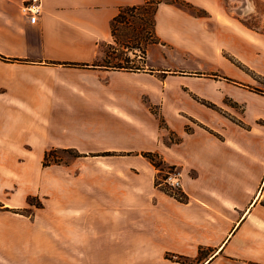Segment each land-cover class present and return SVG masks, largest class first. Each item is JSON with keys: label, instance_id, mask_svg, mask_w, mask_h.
<instances>
[{"label": "crops", "instance_id": "crops-1", "mask_svg": "<svg viewBox=\"0 0 264 264\" xmlns=\"http://www.w3.org/2000/svg\"><path fill=\"white\" fill-rule=\"evenodd\" d=\"M24 1L0 0V176L22 182L0 196V264H264V88L254 87L264 58L245 69L221 53L252 51L264 32L238 18L254 0L158 4L144 74L166 80L196 57L206 70L198 82L182 76L181 91L163 89L180 97L160 106L177 142L148 108L154 89L132 82L143 73L93 64L119 8L144 0H41L35 23ZM183 113L199 123L189 132ZM52 147L80 153L73 179L51 174L43 205L21 213L31 172L10 162ZM144 151L181 170L184 200L157 182Z\"/></svg>", "mask_w": 264, "mask_h": 264}, {"label": "rangeland", "instance_id": "rangeland-1", "mask_svg": "<svg viewBox=\"0 0 264 264\" xmlns=\"http://www.w3.org/2000/svg\"><path fill=\"white\" fill-rule=\"evenodd\" d=\"M251 1V0H250ZM255 6L249 5V8H245L242 10V13L238 16L240 23L244 25H249L251 27L261 26L264 27V17H262L260 14L263 13L264 9V0H254ZM179 5V4H178ZM183 7H189L186 5H179ZM243 7H241L242 9ZM194 10H198L199 13H202L200 9H197L196 7L192 8ZM198 13V12H197ZM147 24V29L150 28V17L149 15L146 16L142 10H134V11H128L125 14V19L121 22L115 23V32L117 36V42L114 41V37L112 42H101L100 43V55H99V63H103L106 60L111 61H117V60H124L126 56L129 57L131 60L128 62V65L130 66H139L140 68L133 69V72L137 73H149L148 71L143 70L142 67H144L145 61H146V46L144 49V52L140 49L136 48L134 50H126L122 51V43L125 44H135V36L138 37L139 35L144 34L145 36H149V34L143 33L140 30L141 25ZM141 32V33H140ZM255 38L253 39L254 44L250 45V48L252 51L248 49H243L242 47H231V49L222 50L221 53L225 57L229 58V60H235L237 62V66H242L241 68L246 69V63L245 60H248L247 58H253L254 60L259 61V59L264 58V32H258L256 31L254 34ZM113 48H117V50H113ZM254 52V55L252 53ZM249 56V57H248ZM200 59L199 57H196L192 63V65L189 64H176L175 71L169 73L166 80L164 76H160L157 78H154L152 81L149 77H147L146 74L143 75V77L135 78L133 79V84L135 82L142 84L148 88L154 89V95L153 97L149 98L152 101L150 103H147L148 108L156 114V117L158 118V122L160 124V127L166 128V137L165 140L167 142H170L169 136L172 138V140H175L176 137H181L179 134H177L174 130L168 128V125L166 121L164 120V117L160 111V106L165 105L172 107L174 105H181L177 100L180 98L176 95L168 96L163 89L166 88H175L177 90L185 89L182 86V76L187 75L192 80H196L195 82H198V78L206 72L205 68H202L200 63L198 62ZM124 62V61H123ZM194 69V70H190ZM203 73V74H202ZM167 75V74H166ZM261 84L255 83L254 87H257L260 85V87L264 88V79L259 78L258 79ZM157 83V85L155 84ZM192 98L196 101L200 102L201 97H198L194 94H192ZM144 100L146 101L147 98L144 97ZM205 100V99H204ZM207 101V100H206ZM225 101L230 104L234 105V103L229 100L225 99ZM210 102V101H209ZM202 103V102H200ZM204 104V103H202ZM207 106V105H206ZM225 114H228L226 111ZM165 115V113H163ZM168 116L171 118V114L169 112H166ZM184 114V113H183ZM230 114V113H229ZM184 118L186 120V125L184 127L185 131L189 132L198 125V121L194 119L193 117L188 116L187 114H184ZM166 116V115H165ZM173 119V118H172ZM175 121V119H173ZM174 131V134L172 133ZM214 133L213 130H210ZM54 148L46 157L43 156L39 160H29V161H15L10 162V165L13 167H29L31 176L28 179V185L27 189H30V192L26 196V203L24 206L20 207L18 211L24 214H30L32 211L36 210L38 207H41L44 202V197L48 196L47 193L40 192V189H42V186H44V183L48 181L49 176L53 173H57L58 176L57 180H62L66 182V184H70L73 176H74V160H77L76 157V150L70 147V149H62L61 147H52ZM50 149V148H49ZM48 149V150H49ZM91 160H99L101 157H88ZM77 161H75L76 163ZM2 163H0L1 165ZM45 164V165H43ZM180 171L181 170L171 164H167L165 162H162L159 169V174L157 176V182L161 180V176L164 173V171L173 169ZM21 178L18 176L13 177V185H11L8 177H2L0 176V196L7 199L11 195V192L14 190V187L19 186L22 184L20 181ZM163 188H168L166 185L162 184ZM169 189V188H168ZM44 190V189H43ZM181 188L175 189L173 192L176 196H182L185 199V195L180 191ZM28 198H30L31 203H28ZM169 257V256H168ZM172 257V256H171Z\"/></svg>", "mask_w": 264, "mask_h": 264}, {"label": "trees", "instance_id": "trees-1", "mask_svg": "<svg viewBox=\"0 0 264 264\" xmlns=\"http://www.w3.org/2000/svg\"><path fill=\"white\" fill-rule=\"evenodd\" d=\"M161 2H165V3H170V4H179V5H186L189 7H192V5L189 2H186L184 0H144L142 3L140 4H133V5H125V6H121L119 8L118 13L114 16V18L111 21V34L112 37H114V41H118L117 40V36H116V32H115V23L116 22H121L125 19V14L128 11H134V10H142L144 12V14H146V16L149 15L150 17V28L147 29L146 25L147 24H143L140 27L141 32L143 33H148L149 36H145L144 34L139 35L138 37L135 36V44H125L122 43V51H126V50H134L136 48L140 49L141 51L144 52L145 46L150 43V42H157L158 41V37L156 36L155 32H154V13L155 10L158 6L159 3ZM196 12L199 13L198 10H195ZM117 50V48H113V50ZM126 49V50H125ZM124 61V62H123ZM117 60V61H111V60H106L103 63H93V64H100L103 65L105 67H111V68H115V69H127V70H133L136 68H140L139 66H130L128 65V62H130L131 60L129 59L128 56H126V58L124 60ZM231 61H233L235 64H237V62L233 59H231ZM68 64L70 65H82L80 63L77 62H68ZM238 65V64H237ZM242 67V66H240ZM244 68V67H243ZM228 78V77H227ZM200 102L204 103L205 105L212 107L214 109H218V106H216L214 103L206 101L204 99H201ZM174 134V131L172 132ZM180 137H176L175 140H172V138L169 136V140L170 142H177L179 141ZM54 148H50L49 150H47L44 154V156L46 157ZM62 149H70V148H62ZM142 154L144 156H146L156 167L160 168V165L162 163L161 158H159L158 153L155 151H144L142 152ZM80 155V153L76 150V156ZM45 165V164H43ZM164 190L168 193H171L172 195H174L177 199L179 200H184V198L181 196H176L173 192H170L169 189L164 188ZM28 203H31L30 198H28Z\"/></svg>", "mask_w": 264, "mask_h": 264}, {"label": "built area", "instance_id": "built-area-1", "mask_svg": "<svg viewBox=\"0 0 264 264\" xmlns=\"http://www.w3.org/2000/svg\"><path fill=\"white\" fill-rule=\"evenodd\" d=\"M41 0H26L21 5L22 13L27 16L29 22L35 23L39 13L41 12ZM160 185H166L171 191L181 188V173L175 168L164 171Z\"/></svg>", "mask_w": 264, "mask_h": 264}, {"label": "bare ground", "instance_id": "bare-ground-1", "mask_svg": "<svg viewBox=\"0 0 264 264\" xmlns=\"http://www.w3.org/2000/svg\"><path fill=\"white\" fill-rule=\"evenodd\" d=\"M244 6H245V8H249L248 7V2H245V5Z\"/></svg>", "mask_w": 264, "mask_h": 264}]
</instances>
